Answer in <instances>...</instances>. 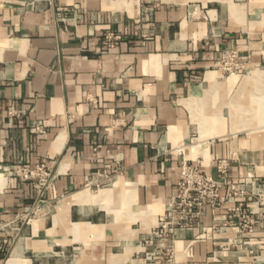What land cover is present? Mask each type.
<instances>
[{
    "label": "crops",
    "instance_id": "1",
    "mask_svg": "<svg viewBox=\"0 0 264 264\" xmlns=\"http://www.w3.org/2000/svg\"><path fill=\"white\" fill-rule=\"evenodd\" d=\"M259 75L264 0H0V264H264ZM184 160L253 183L255 233L206 208L155 237Z\"/></svg>",
    "mask_w": 264,
    "mask_h": 264
},
{
    "label": "built area",
    "instance_id": "2",
    "mask_svg": "<svg viewBox=\"0 0 264 264\" xmlns=\"http://www.w3.org/2000/svg\"><path fill=\"white\" fill-rule=\"evenodd\" d=\"M110 39L114 38L112 35ZM221 69L229 74L242 73L245 70V61L235 50H225L220 59ZM10 116H18L16 106L9 108ZM35 132L42 133L41 128ZM179 181L170 198L167 214L161 220V229L156 232L155 237L160 238L168 227L186 228L203 214L206 208L213 212L226 209V226L240 228L243 236L251 235L256 231V223L247 210L246 198L249 196V186L253 183H230L225 178L214 179L203 173L200 164L182 161L180 164ZM221 174L226 173V167L219 166ZM18 176L26 182H36L38 185L39 198L45 194L52 185V169L44 162L37 163L34 167H25L18 170ZM110 174L105 173L103 182H96V186L103 185L110 179ZM38 211L35 208L33 213ZM28 223V217H17L12 223ZM1 228V227H0Z\"/></svg>",
    "mask_w": 264,
    "mask_h": 264
},
{
    "label": "rangeland",
    "instance_id": "3",
    "mask_svg": "<svg viewBox=\"0 0 264 264\" xmlns=\"http://www.w3.org/2000/svg\"><path fill=\"white\" fill-rule=\"evenodd\" d=\"M221 67V66H220ZM242 76L240 77V78H247V77H244V74H241ZM248 79V78H247ZM261 83H264V75H259L258 76V78H257ZM258 87L259 88H261V90L262 91H259V98H261V97H264V85H261L260 83H259V85H258ZM259 110H260V108H259Z\"/></svg>",
    "mask_w": 264,
    "mask_h": 264
},
{
    "label": "bare ground",
    "instance_id": "4",
    "mask_svg": "<svg viewBox=\"0 0 264 264\" xmlns=\"http://www.w3.org/2000/svg\"><path fill=\"white\" fill-rule=\"evenodd\" d=\"M258 106L260 107V109H263L264 112V97L258 99Z\"/></svg>",
    "mask_w": 264,
    "mask_h": 264
}]
</instances>
